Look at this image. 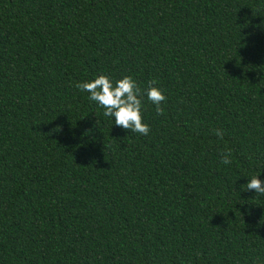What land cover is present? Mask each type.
<instances>
[{
    "label": "trees",
    "instance_id": "1",
    "mask_svg": "<svg viewBox=\"0 0 264 264\" xmlns=\"http://www.w3.org/2000/svg\"><path fill=\"white\" fill-rule=\"evenodd\" d=\"M101 73L156 81L147 135L75 87ZM253 175L264 0H0V264H264Z\"/></svg>",
    "mask_w": 264,
    "mask_h": 264
},
{
    "label": "clouds",
    "instance_id": "2",
    "mask_svg": "<svg viewBox=\"0 0 264 264\" xmlns=\"http://www.w3.org/2000/svg\"><path fill=\"white\" fill-rule=\"evenodd\" d=\"M75 87L88 92V99L104 109L105 117L114 118L117 126L132 132L147 135L150 131L142 115V97L145 94L147 99L155 105L157 115L164 114V108L161 105L166 97L161 88L156 86L155 80H152L148 87L142 90L131 75H123L122 78L113 80L111 76L101 73L94 79L76 82ZM215 134L223 138L222 130L216 129ZM231 156V149L224 151L221 154V163L231 164ZM246 185L247 190L264 195V181L258 179L257 175H253ZM254 264H259V261Z\"/></svg>",
    "mask_w": 264,
    "mask_h": 264
}]
</instances>
